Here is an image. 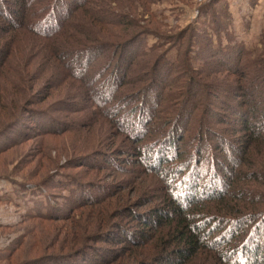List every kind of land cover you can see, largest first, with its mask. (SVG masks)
<instances>
[{"label": "trees", "instance_id": "1", "mask_svg": "<svg viewBox=\"0 0 264 264\" xmlns=\"http://www.w3.org/2000/svg\"><path fill=\"white\" fill-rule=\"evenodd\" d=\"M215 2L219 3V0ZM139 3L144 9L142 14L137 12L136 5ZM149 3V0H0V106L2 109L6 105L16 108L10 118L26 114L27 110L36 112L34 116L28 117L27 134L21 130L13 135L21 134L26 138L30 132L44 134L54 131L50 120H47L52 115L37 108L50 97L52 88L47 91L46 86L45 90L30 93L33 87L27 85L40 80L43 75L47 76L49 86L53 83L58 86L67 81L76 83L80 90L75 94L76 98L68 99L86 101L96 108L116 101L122 94V87L132 83L141 84L137 87L141 93L152 89L153 94L157 93V98L152 109H147L151 114H145L142 123L149 130H143L136 137V142L157 133L160 127H155V122L165 127L170 116L180 115L187 105H183V102L179 112L174 113L172 103L183 97L178 78L183 80L186 73L191 71L187 68L189 65L183 63L185 54L180 57V61L176 60L178 63L175 68L171 62L168 65L159 60L153 62L151 55H155L152 48L149 51L141 49L142 42L139 39L145 34L136 33L138 29L141 30L138 17L149 12ZM212 5L208 4L210 7ZM203 10H200L201 13L208 14L207 6ZM149 16L154 18L152 12H149ZM219 20L215 18L213 21L216 25L213 27L214 38L221 43L223 36L228 41H234L236 36L228 28L230 23ZM144 23H147L146 19ZM181 34L180 40L184 36ZM207 34L208 39L212 37L210 33ZM232 44H218V49L210 50L219 59L218 65H227L226 71L217 72L208 65L199 71L194 70L189 74H198L200 77L187 75L186 89V97H191L193 87L197 84L203 83L205 87L209 84L211 87L217 83L215 85L220 89L226 84L230 86L227 89L237 101L239 109L235 112L234 105H230L228 111L234 112L233 115L238 113V117L233 123L224 118L219 122L228 126L220 129L222 136H238L234 142L225 137L227 141L224 144L229 155L225 158L230 165L224 167V163L219 162L218 166V156L209 155V144L204 139L212 140L213 131H208L209 120L193 119L199 106L193 101L187 109V119L182 123L184 129L176 132L170 129L155 138L157 146L147 145L136 153L140 158V166L144 168H141L142 171L156 179L154 188L159 191V199L146 201L139 197L134 203L146 208L145 211H133L129 205H125L128 203L126 195L82 201L83 205L95 208L90 221L73 224L75 230H66L62 237L55 233L52 239L48 237L49 244L44 247L46 252L55 246L59 251L65 250V253L43 255L25 263L20 262V254L11 261L13 253L30 236L28 232L4 249L6 256L0 259V263L72 264L70 260L77 261L82 254L89 253V264H264V100L259 103L254 98L258 84L264 88V78L261 79L264 75L263 50L251 52L240 42ZM259 44L264 49V36ZM186 47L189 50V42ZM226 48H229L230 57L234 59L226 57L229 54ZM108 50H111L109 55ZM203 52L207 54L205 50ZM175 69L177 75L171 77ZM216 73L226 77V81L212 77L211 84L203 82V79L207 80ZM129 76L135 80L130 81ZM163 76H169L170 82L166 80L164 84L158 83L154 87ZM147 77L150 79L146 82ZM141 96L140 102L145 104V96ZM246 96L250 101L245 100ZM161 104L165 105V109L159 110ZM115 110L116 113H113L117 115L122 109ZM35 114L42 116L37 117ZM41 118L45 126L40 125ZM192 119L197 122L193 139L196 145L191 152L187 148L181 151L180 157L179 152L174 151L177 149L175 145L181 146L188 139L187 127ZM128 122H133V119L129 118ZM9 126L4 127L13 130L11 124ZM184 132L188 133L187 136ZM208 133L210 137H207ZM17 136L4 141V146L14 147L18 142ZM202 146L205 148L201 149ZM163 149H170L171 154L164 155ZM232 156L233 160L230 159ZM176 161H180V164ZM199 168L201 172H198ZM179 183L183 185L177 189ZM140 190L145 192L143 187ZM121 192L126 194L129 190L125 188ZM112 202L122 204L114 208L116 216L118 213V218L132 220L137 225L136 231L115 225L107 229L101 224L104 209L107 210L104 224L110 219L109 207ZM72 208L65 214L69 221H73L76 216L74 212L77 209L72 212ZM53 211L57 212L54 204L48 207L49 215L36 208L35 213H30L27 219L52 222L59 219L58 215H52ZM100 244L111 246L112 249L107 256L101 254L99 259H93L90 253L97 251L96 246Z\"/></svg>", "mask_w": 264, "mask_h": 264}, {"label": "rangeland", "instance_id": "2", "mask_svg": "<svg viewBox=\"0 0 264 264\" xmlns=\"http://www.w3.org/2000/svg\"><path fill=\"white\" fill-rule=\"evenodd\" d=\"M149 1V12L153 13L154 18L147 17L149 12L142 17H138L141 30L138 29L136 33L145 34L140 36L139 39L142 42L141 49L149 51L152 48L155 55L154 57L151 55L153 62L159 60L160 63L165 65L171 62L175 64V68L178 63L176 60L180 61V57L185 54L183 63L184 65H189L187 68L191 72H187L183 80L178 78L179 88L182 90L183 97L181 96L178 101L172 104L174 113L179 112L183 102V105H187V107L184 108L180 115L176 116L174 114L175 117L170 116L165 123L168 125L165 127L155 122V127H160L157 133L148 138L145 137L141 142H136L138 139L136 137H139L143 130H149V127L147 125L142 126V123L146 118L145 114H148V116L151 114L147 109H152L157 98V93L153 94L152 89L141 93L137 88L141 84L132 83V85L122 87V94H119L116 101L114 100L103 107L96 108L86 101L68 99V97L76 98L75 94L80 90V87L72 81H67L58 86H56L57 83H53L51 85L53 87H51L47 82V76L43 75L40 80L27 84L33 87V91L30 93H35L41 89L45 90L46 86L47 91L52 88L50 97L47 98L42 106L37 108L43 113L49 112L52 115L47 120H50L49 124L52 125L54 131H48L49 133L46 132L44 134L35 133L36 131L30 132L26 138L18 134V136L16 135L18 142L14 147H6L4 146L6 143L4 141L15 138L16 136L13 133L16 134L22 130L27 134L28 117L34 116L36 112L27 110L29 114H19L18 117L10 118V114H13L16 108L6 105L8 108L5 109L6 106H4L2 109L0 106V259H4L6 256V252H3L4 249L12 246L17 239H20L22 235L28 232L30 236L13 253L11 261L20 254L22 255L20 262L25 263L43 255L65 253V250L59 251L55 246L46 252L44 247L49 244L47 243L48 237L51 238L55 233H59L60 237H62V235H65L66 230L72 228L73 231L75 230V225L73 227V224H78V222L84 224L90 221L95 208L83 205L82 201L86 202L87 200L100 199L101 197L102 199L117 198V195H126L128 203L125 205H129L133 211H145L146 208L134 203L138 201L139 197H143L146 201L159 199V191L154 188L157 183L156 179L146 171H142L144 168L140 166V158L136 153L144 150L147 145L157 146L158 143L154 142L155 138L161 137L170 129H174V132L184 129L182 123L187 119V109L193 104V101L199 103L193 119L209 120L208 131H213V133L211 132L212 140H207L206 137L204 139L209 144V147H207L209 148V155L218 156V166L219 162H221L220 164L224 163V167L230 165V162L225 158L229 155L224 142L227 141L226 138L229 140L233 139L232 142H234L235 137L238 136L226 135V138L222 136L220 129L228 126L219 124V122L221 123L222 118L231 122L236 121L238 113L233 115L234 112H229L228 109H230V105H234L233 109L238 112L239 108L236 104L237 101L234 100L227 89H230L228 84L220 89L215 85L217 83L211 87L207 83L210 82L211 84L213 81L212 77L217 80L225 79V81L226 77L216 73L207 80L203 79V82L207 83L208 86H203V83L201 85L197 84L193 87L192 96L186 97L188 95L186 90L188 87V76L200 77L197 76L198 74L191 75L189 73L194 70L199 71L201 67H207V65L217 72L227 70V65L221 63L218 65L219 59L210 52V50L218 49V44L220 46H230L234 42H240L251 52L255 50L261 52L263 50L264 59V49L259 46L261 37L264 36V0H219V3H216L215 0ZM209 3L213 5L210 7L208 6ZM204 6L208 7V14L206 13V15L200 11H204ZM136 7L139 14L144 12L141 3L136 5ZM147 10L148 8H146ZM215 18L220 19L219 21L226 20L228 21L227 23H230L228 28L236 36L234 41H228L223 36L221 43L214 38L216 37L213 34V27L216 26L213 23ZM145 19L147 21L146 24L144 23ZM207 33H210L213 39L212 37L208 39L207 36L209 35ZM180 34L184 35L181 40L179 39L181 37ZM188 42L190 43V48L186 50ZM228 49H225L229 52L226 57L231 58V52ZM110 53L111 50H108L107 55ZM231 59H234V57ZM176 75L175 69L171 77ZM160 76L159 74L158 77ZM133 78V76H129L128 79L134 81L135 79ZM263 78L264 75H262L261 79ZM149 79L150 77H147L146 82ZM228 79L230 78L228 77ZM166 80L169 83L171 78L163 76L153 86L156 87L158 83L164 84ZM263 90V86L258 84L257 92L254 94L256 102L260 103L264 100ZM140 95H142L141 97L145 96V104L140 102ZM245 100L250 101V98L246 96ZM27 107L35 109L32 106ZM120 107L122 109L120 113L114 114L113 112L116 113L115 109ZM205 108L207 109L206 112L204 111ZM161 109H165L164 104H161L159 110ZM163 111L165 112L166 110ZM141 115L144 116L139 118ZM35 116L40 117L42 115L35 114ZM129 118L133 119V122H128ZM212 118L215 120H212ZM193 119L190 126L187 127L189 134L184 132L185 135L188 134V136L186 135L188 139L183 141L181 146L175 145L177 149L174 151L179 152V154L181 151L184 152L186 148L190 152L193 151V147L196 145L193 139L197 122H193ZM43 120L41 118V126H45L42 122ZM174 121H177V123H174ZM215 121L217 122L215 123ZM10 124L13 130L9 131L7 130L8 127L4 126H9ZM139 124L140 127L138 126ZM207 135V137L211 136L209 133ZM216 136H222L225 139ZM204 148L202 146L201 149ZM120 150L124 152H119ZM219 150L220 152H218ZM163 154L168 156L171 154V150L163 149ZM181 156L182 154H180ZM233 158L234 156L230 159L233 160ZM215 160H217L216 157ZM175 163L180 164V161ZM201 171V168H199L198 172ZM158 183L162 186L159 181ZM180 185L183 184L179 183L176 188L178 189ZM74 187L77 188L73 189ZM123 187L128 189L129 192L126 194L121 192L122 189H125ZM141 187H143L145 192L140 190ZM74 190L76 191L73 192ZM176 190L172 192L176 193ZM82 194L83 197H80ZM89 196L90 198H88ZM78 202L80 204H77ZM51 204L57 206V212L53 211L52 215H58L59 219L52 222L27 219L30 213H35L36 208L41 209L42 213L49 215L48 207ZM117 205L120 207L119 205L122 204L112 202L111 207H109L110 219L107 217L110 222L107 220L105 224L104 220L106 219L107 210L104 209L105 213L104 215L102 214L101 224L107 229L115 225L136 231L137 225L132 220L118 218V211L116 212L118 216H116L114 208ZM71 207H74L72 212L77 209L74 212L76 216L73 221H69L65 217L67 210ZM121 235L124 236V233H121ZM96 248L97 251L90 253L93 259H99L101 254L107 256L110 249H112L111 246L105 244H100ZM87 257H89V253H84L77 258V261L80 262L79 264H89ZM77 261L70 260L72 264ZM0 264H7V262H1Z\"/></svg>", "mask_w": 264, "mask_h": 264}]
</instances>
